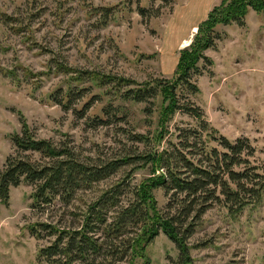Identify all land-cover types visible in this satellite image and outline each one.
<instances>
[{"label": "rangeland", "instance_id": "rangeland-1", "mask_svg": "<svg viewBox=\"0 0 264 264\" xmlns=\"http://www.w3.org/2000/svg\"><path fill=\"white\" fill-rule=\"evenodd\" d=\"M222 1L0 0V168L15 152L11 135L21 131L22 117L37 138L54 143L65 141L89 163L122 156L133 152L135 147L143 148L131 140V132L158 135L168 128L173 130L177 124L194 123L186 113L170 112L168 93L147 102H136L121 99L110 86L94 87L83 100L66 110L50 94L58 87H68L70 76L56 73L51 59L78 69L138 81H174L181 71L182 51H192L189 45L195 40L202 42L204 35L198 34V28L211 10L198 23L197 31L193 29L189 45L182 43L180 47L178 42L208 7L219 6ZM246 1L227 0L226 5L234 8L236 3ZM105 8L111 11L103 23V11L99 9ZM143 8L145 13L141 12ZM246 9L244 26L220 22L215 28L221 37L215 38V45L204 51L212 64L199 61L200 72L192 78L199 91L188 99L202 109L220 133L230 139L249 138L256 147L257 162H262L264 14L252 5ZM3 13L30 25L33 36L30 41L24 33H17L2 21ZM214 17L222 19L225 12H215ZM14 69L19 81L5 74V70ZM25 72L31 73V77ZM93 94H100V100H94L80 117L74 107L81 108ZM108 105L117 109L120 118L105 124L94 122L96 116L107 117L104 108ZM132 168L128 166L99 183L91 196L111 187ZM152 177L149 167H144L135 170L128 183L133 188ZM33 191L34 185L24 182L11 189L7 205L0 200V264H49L39 259V250L50 245L54 236L46 230L36 236L30 231L31 226L46 222L75 229L82 224V210L60 201L34 207ZM147 198L155 222L166 210L168 196L162 188H154L148 191ZM189 244L195 264H264V195L259 204L235 214L220 205L210 208ZM178 254L176 244L160 230L152 241L142 238L134 264H172Z\"/></svg>", "mask_w": 264, "mask_h": 264}, {"label": "trees", "instance_id": "trees-1", "mask_svg": "<svg viewBox=\"0 0 264 264\" xmlns=\"http://www.w3.org/2000/svg\"><path fill=\"white\" fill-rule=\"evenodd\" d=\"M252 2L236 3L231 8L226 5L227 0H223L211 9L198 28V34L204 35L202 42L193 41L189 45L191 53L182 51L181 71L174 81H138L123 75L78 69L51 59L56 73L70 76L68 87H58L50 94L66 110L83 100L94 87L110 86L121 99L136 102H147L161 93H168L171 97L170 112L186 113L194 123L177 124L173 130L168 128L158 135L131 132V140L142 144L143 148L135 147L133 152L128 151L122 156L89 163L82 160L65 141L54 143L37 138L22 117L21 131L11 135L15 152L0 168V200L7 205L11 189L25 182L34 185V207L60 201L82 210V224L75 229L46 222L31 226L30 231L36 236H40L42 230L54 236L50 245L39 250L40 260L49 264H121L123 261L134 264L142 238L152 241L162 230L179 251L172 264H195L190 254L189 239L210 208L220 205L235 214L262 201L264 161L257 162L255 145L247 137L230 139L220 133L210 124L202 109L188 99L190 94L199 91L192 81L193 74L200 72L199 61L212 64L204 51L215 45V38L221 37L215 31L217 25L235 22L244 26L246 8L250 5L264 14V0H259L258 4ZM99 10L103 11L102 22L106 23L111 8ZM223 11L224 18L214 17L215 12ZM141 12L145 13L146 9H141ZM1 16L5 24L11 25L17 33H24L25 39L30 41L33 36L29 24L23 25L22 20L14 15L3 13ZM5 74L19 81L15 69L5 70ZM25 75L31 77V73L25 72ZM100 98V94H93L81 108L74 107V111L83 117L92 102ZM104 110L106 118L96 116L92 120L105 124L113 118H120L113 105ZM128 166L133 168L115 184L91 196L99 183ZM144 167H149L153 177L143 179L131 188L128 180L135 170ZM154 188H162L168 196L166 210L155 222L151 219L147 198L148 191Z\"/></svg>", "mask_w": 264, "mask_h": 264}, {"label": "crops", "instance_id": "crops-1", "mask_svg": "<svg viewBox=\"0 0 264 264\" xmlns=\"http://www.w3.org/2000/svg\"><path fill=\"white\" fill-rule=\"evenodd\" d=\"M218 1H219V0H218ZM214 5L216 6L217 4H214ZM214 5L211 6L210 8L208 7V8L206 9V11L203 12L204 14H203L202 18H201L199 21H197V23H194V24L191 26V28L189 29L188 33L180 39V41L178 42V44H180V47H181V44H182V43L184 44V42H185L186 40H190L189 37H192V35L195 33V32L193 31V29L197 28L198 23H200V21L206 17V15L208 14V12L214 7ZM183 44H182V46H183Z\"/></svg>", "mask_w": 264, "mask_h": 264}, {"label": "bare ground", "instance_id": "bare-ground-1", "mask_svg": "<svg viewBox=\"0 0 264 264\" xmlns=\"http://www.w3.org/2000/svg\"><path fill=\"white\" fill-rule=\"evenodd\" d=\"M194 31H197V28L194 29ZM190 44V40H186L183 44V46H187Z\"/></svg>", "mask_w": 264, "mask_h": 264}]
</instances>
